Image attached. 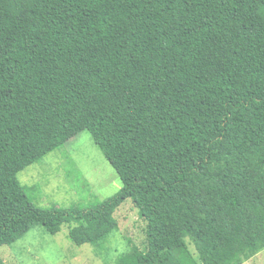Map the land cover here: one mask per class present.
Listing matches in <instances>:
<instances>
[{"label":"trees","instance_id":"obj_1","mask_svg":"<svg viewBox=\"0 0 264 264\" xmlns=\"http://www.w3.org/2000/svg\"><path fill=\"white\" fill-rule=\"evenodd\" d=\"M85 131L120 190L37 207L17 174ZM126 200L144 240L113 264L264 247V0H0V247L65 224L98 247Z\"/></svg>","mask_w":264,"mask_h":264},{"label":"rangeland","instance_id":"obj_2","mask_svg":"<svg viewBox=\"0 0 264 264\" xmlns=\"http://www.w3.org/2000/svg\"><path fill=\"white\" fill-rule=\"evenodd\" d=\"M17 180L33 203L43 209H87L121 188L117 173L86 131L19 172ZM114 218L119 229L98 247L73 243L66 224L56 235L36 226L11 245L1 246L0 256L6 264H113L131 246H141L145 228L130 200L123 202ZM185 244L198 260L194 246L189 240ZM242 264H264V247Z\"/></svg>","mask_w":264,"mask_h":264},{"label":"crops","instance_id":"obj_3","mask_svg":"<svg viewBox=\"0 0 264 264\" xmlns=\"http://www.w3.org/2000/svg\"><path fill=\"white\" fill-rule=\"evenodd\" d=\"M32 188V187H31ZM55 207V206H54ZM62 208V207H61Z\"/></svg>","mask_w":264,"mask_h":264}]
</instances>
